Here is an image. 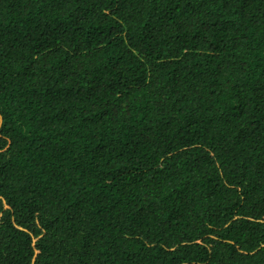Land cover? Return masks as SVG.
<instances>
[{
    "label": "trees",
    "instance_id": "16d2710c",
    "mask_svg": "<svg viewBox=\"0 0 264 264\" xmlns=\"http://www.w3.org/2000/svg\"><path fill=\"white\" fill-rule=\"evenodd\" d=\"M0 264H264V0H0Z\"/></svg>",
    "mask_w": 264,
    "mask_h": 264
},
{
    "label": "rangeland",
    "instance_id": "374dc122",
    "mask_svg": "<svg viewBox=\"0 0 264 264\" xmlns=\"http://www.w3.org/2000/svg\"><path fill=\"white\" fill-rule=\"evenodd\" d=\"M32 244H34V241H32Z\"/></svg>",
    "mask_w": 264,
    "mask_h": 264
}]
</instances>
